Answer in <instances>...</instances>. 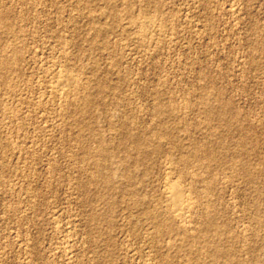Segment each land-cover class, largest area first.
<instances>
[{
  "label": "rangeland",
  "instance_id": "obj_1",
  "mask_svg": "<svg viewBox=\"0 0 264 264\" xmlns=\"http://www.w3.org/2000/svg\"><path fill=\"white\" fill-rule=\"evenodd\" d=\"M105 2L0 0V13L6 12V22L24 41L12 79L20 91L9 94L0 83V264H261L264 0H112V8L120 9L122 16L118 22L102 14ZM126 3L135 15L141 14L142 5V13L161 10L163 25L156 30L160 36L154 32L144 40L136 35ZM93 26H103L105 32L94 33ZM59 33L68 40L67 53ZM6 42L0 27V53H5ZM54 62L74 65L79 78L87 80V93L71 96L80 103L88 94L93 101L88 111L77 105L65 109L46 93ZM39 92L42 99L36 96ZM38 98L46 111L26 101L38 102ZM158 103L164 106L162 113L154 109ZM129 132L151 137L143 150L159 144L162 151L141 154L133 148ZM96 138L112 149L109 169L104 171L114 172L120 190H107L91 179V157L82 143L87 141L94 153ZM168 164L173 167L169 174L164 169ZM123 167H130V181L122 176ZM167 176L182 182L185 193L198 195L200 202L197 199L188 222L195 229L191 234H207H203L207 249L222 241L234 249L235 259L219 256L214 261L211 254L204 259L189 249L192 236L179 246L187 238L181 232L155 235L144 207L159 202L166 206ZM212 177L216 184L211 193L205 192ZM135 196L145 197L148 203H135ZM207 209L216 217L210 230ZM92 212L96 219L91 218Z\"/></svg>",
  "mask_w": 264,
  "mask_h": 264
},
{
  "label": "bare ground",
  "instance_id": "obj_2",
  "mask_svg": "<svg viewBox=\"0 0 264 264\" xmlns=\"http://www.w3.org/2000/svg\"><path fill=\"white\" fill-rule=\"evenodd\" d=\"M106 2V4H105V9L103 10V13L102 14H104V17L105 16H111L112 18H113V21L112 22H114V21H117L118 22V19H119V13L118 12H120L119 10H118V12H116L113 8H112V6L114 5V3L112 2V0H105ZM129 1V0H128ZM143 1V0H142ZM117 2V1H116ZM118 2H119V0H118ZM131 2V1H130ZM78 4V3H77ZM131 4V3H130ZM116 6L117 5H119V4H115ZM132 5V4H131ZM122 7V6H121ZM141 7V6H140ZM142 7H143V5H142ZM141 7V8H142ZM103 8V7H102ZM115 8V7H114ZM141 8H138L139 10V12L141 13V14H139V15H135L134 13H133V11L131 10V8L129 7V4L128 3H126V6H125V12L127 13V15H128V17H129V20L131 21V22H133L134 24H136V29H137V31L135 30V34L137 35V34H139V36L140 37H142L141 39H143L144 38V40H145V38H149L150 36H152V34L154 33V32H156V30H159V27L161 26L162 27V23H163V21H162V19H163V16H161L160 14V12H161V10L159 11V9H157V11L156 12H154L155 14H153V12H152V14L153 15H151V14H147V13H145V12H141L140 11V9ZM146 8V7H145ZM156 8V7H155ZM79 10V9H78ZM81 10V9H80ZM102 10V9H101ZM144 10V9H143ZM148 11V10H147ZM79 12V11H78ZM81 12V11H80ZM79 12V13H80ZM59 13V12H58ZM82 13V12H81ZM80 13V14H81ZM94 13V12H93ZM126 13L125 14H123V16L124 15H126ZM136 13V12H135ZM150 13V12H149ZM101 14V15H102ZM121 14V13H120ZM87 15V14H86ZM85 15V16H86ZM90 15H91V11H90ZM122 15V14H121ZM162 17V19L160 18V16ZM165 15V14H164ZM5 16H6V12H4V13H0V27H2L3 29H4V34H5V38L7 39V42H6V44L4 45V52L5 53H0V83H4V86H3V91H7V93H9V92H12V93H14V94H16V93H18L19 91H20V89L21 88H19V86L15 83V82H12V79L14 78V73L15 72H17V70H18V66L20 65L19 64V62L21 61V58H22V54H21V44H22V42H24V41H22V38H21V34H19L18 32H16L15 30H13L12 29V27H11V25H9L7 22H6V20H5ZM97 16V15H96ZM159 16V17H158ZM90 17H92V16H90ZM120 17H122V16H120ZM167 18H168V16H167ZM73 19V18H72ZM72 19H71V21H72ZM97 19H98V17H97ZM101 19V18H100ZM121 19V18H120ZM123 19V18H122ZM128 19V18H127ZM9 20V19H8ZM167 20H169V18L167 19ZM162 21V22H161ZM95 22V21H94ZM122 23V22H121ZM120 24V23H119ZM165 24H167V23H165ZM3 25V26H2ZM110 25H111V23H110ZM115 25H116V23H115ZM121 25V24H120ZM122 25H123V23H122ZM169 25H170V23H169ZM60 26V25H59ZM63 26H65V24L63 25ZM104 26V25H103ZM103 26H93V30H94V33H97V34H100V33H102L103 31L105 32V30H104V28H103ZM112 26V25H111ZM126 27V26H125ZM135 27V26H134ZM167 27H169V26H167ZM65 28V27H64ZM69 28V27H68ZM127 28V27H126ZM125 28V29H126ZM166 28V27H165ZM114 29V28H113ZM211 29V28H210ZM49 30V29H48ZM62 30V29H61ZM118 30V29H117ZM127 30V29H126ZM163 30V29H162ZM120 31V30H119ZM55 32V31H54ZM138 32V33H137ZM61 33V32H60ZM60 33H59V38L61 39V42H62V44H63V52L64 53H67L66 52V50H67V47L68 46H66L67 45V43H68V40L67 39H65L64 37H63V34L62 35H60ZM122 34L121 35H126L125 33H123V32H121ZM129 33V32H128ZM162 33V32H161ZM130 34V33H129ZM156 34H158V36H160V34H159V32H156ZM103 35V34H102ZM154 35V34H153ZM162 35V34H161ZM23 37V36H22ZM136 37V36H135ZM154 37V36H153ZM152 37V38H153ZM139 37H137V39H138ZM151 38V37H150ZM148 40V39H147ZM141 41V40H140ZM158 42H159V40H157ZM161 41V40H160ZM160 43V42H159ZM1 44V43H0ZM23 45V44H22ZM136 47V46H135ZM62 48V47H61ZM60 50V49H59ZM116 50V49H115ZM62 52V53H63ZM69 52V51H68ZM70 53V52H69ZM59 55H60V53H59ZM65 55V54H64ZM73 55V54H72ZM61 56V55H60ZM70 56V55H69ZM36 57V56H35ZM65 57V56H64ZM67 58H69V57H67ZM71 58V57H70ZM110 59V58H109ZM114 58H112V60H113ZM67 61H69L68 59H67ZM97 61V60H96ZM70 62V61H69ZM95 62V61H94ZM72 63V62H71ZM78 63V62H77ZM65 64V63H64ZM56 64L55 62H54V65L49 69V72H50V74H51V77H52V79H51V77H50V83H49V89L47 88V87H45V88H47L48 89V91L46 92L45 90H43V91H45L46 93H48V94H50L51 96H54L55 97V99H58V102H61V105L63 106L64 105V107H65V109H66V107H70V106H78L80 109H82V110H86V111H88L89 109H90V107L92 106V104H93V101H92V99H91V97L87 94H85L84 95V99H83V101L82 102H80V103H78V102H75V100L72 98V96H71V93H74V92H79V91H81V92H83V93H87V90H89V89H87L88 88V83L84 80H82V79H80L79 78V73H77L78 71H77V69L74 67V65H72V64ZM81 64V63H80ZM97 65V64H96ZM47 66V65H46ZM77 66V65H76ZM80 66V65H79ZM250 66V65H249ZM45 67V66H44ZM50 67V66H49ZM48 67V68H49ZM43 68V67H42ZM76 70H75V69ZM79 68H81V67H79ZM47 68H45V70H46ZM45 70H43V71H45ZM74 70L75 71H77V72H74ZM79 70V69H78ZM82 70H83V67H82ZM46 71H48V69L46 70ZM45 71V72H46ZM80 71V70H79ZM41 72V71H40ZM103 72V71H102ZM43 73V72H42ZM81 73V72H80ZM44 74V73H43ZM49 74V75H50ZM82 74V73H81ZM80 74V75H81ZM30 75V74H29ZM42 75V74H41ZM41 75H39L40 77H41ZM31 76V75H30ZM32 77V76H31ZM38 77V76H37ZM36 77V78H37ZM39 77V78H40ZM43 77H45V76H43ZM47 77V76H46ZM26 79H28V78H26ZM38 79V78H37ZM43 79V78H42ZM47 78H45V80H46ZM86 79V78H85ZM36 80V79H35ZM49 80V79H48ZM26 81V80H25ZM42 81V80H41ZM37 82H40V80L39 81H37ZM89 82V81H88ZM24 83H26V82H24ZM43 83V82H42ZM23 84V83H22ZM46 84H48V82H46ZM31 85V84H30ZM103 85V84H102ZM48 86V85H47ZM101 86V85H100ZM21 87V86H20ZM102 89H103V87H101ZM24 90V89H23ZM30 91V90H29ZM24 92V91H23ZM6 93V92H5ZM82 93V94H83ZM89 94H90V92H88ZM10 94V93H9ZM30 94V93H29ZM38 94H41L40 92L39 93H37V95L36 96H39ZM45 93H43V95H44ZM48 94H47V96H48ZM21 95V94H20ZM25 95H27L26 93H25ZM49 95V96H50ZM75 95V94H74ZM80 95V94H79ZM16 96V95H15ZM18 96H19V94H18ZM18 96H16V98L18 97ZM41 96V95H40ZM39 96V97H40ZM46 96V95H45ZM44 96V97H45ZM47 96L45 97V100L47 99ZM81 96V95H80ZM79 96V97H80ZM83 96V95H82ZM112 96V95H111ZM20 97L21 96H19V99H18V101L19 100H21L22 101V99H20ZM22 97H24V96H22ZM31 97H33V96H31ZM30 97V98H31ZM75 97H76V95H75ZM15 98V99H16ZM25 98H27L26 96H25ZM29 98V97H28ZM27 98V99H28ZM41 98V97H40ZM40 98H38V99H40ZM95 98V97H94ZM33 100H35L34 98H32ZM32 99H30V100H26L27 101V103H31L32 105H34V104H36L35 105V107H37V109L38 108H44V105L43 104H45V103H43V100H38V102L37 101H35V102H33L32 101ZM75 99H77V98H75ZM81 99V100H82ZM17 100V99H16ZM49 100V99H48ZM60 100V101H59ZM78 100V99H77ZM79 100H80V98H79ZM47 101V100H46ZM57 101V100H56ZM56 101H54V103L56 102ZM174 101V100H173ZM189 101V100H188ZM0 102H2V101H0ZM33 102V103H32ZM18 103H20V102H18ZM22 103V102H21ZM20 103V104H21ZM24 103L26 104V105H28L25 101H24ZM53 103V105L55 106V104ZM172 103V102H171ZM12 104V103H11ZM49 104H50V102H49ZM58 104V103H57ZM56 104V105H57ZM30 105V104H29ZM28 105V106H29ZM180 105V104H179ZM15 106H16V103H15ZM47 106V105H46ZM171 106V105H170ZM14 107V106H13ZM27 107V106H26ZM31 107V106H30ZM57 107V106H56ZM56 107H54V108H56ZM12 108V107H11ZM31 108H33V107H31ZM30 108V109H31ZM59 107H57V109H58ZM3 109H4V107H3ZM27 109H29L28 107H27ZM45 109V108H44ZM60 109V108H59ZM58 109V110H59ZM76 109H77V107H76ZM154 109H155V111L157 112V113H162V111L164 110V106H163V104H156L155 106H154ZM36 109H34L33 111H35ZM47 109H45V111H46ZM50 110V109H49ZM54 110V109H53ZM73 110V109H72ZM5 111V110H4ZM12 111H14L13 109H12ZM36 111H38V110H36ZM42 111H44V110H42ZM41 111V112H42ZM68 111V110H67ZM48 112V111H47ZM59 112H61V111H59ZM13 112H11V114H12ZM34 113V112H33ZM55 113H57L56 111H55ZM64 113V112H63ZM8 114V113H7ZM14 115H15V111H14V113H13ZM62 114V113H61ZM4 115V114H3ZM22 115V114H21ZM16 116V115H15ZM29 116V115H28ZM60 116V115H59ZM31 117H32V115H31ZM61 117V116H60ZM62 117H63V114H62ZM10 119V118H9ZM37 119V118H36ZM45 120V119H44ZM58 120V119H57ZM65 120V119H64ZM22 121V120H21ZM36 121V120H35ZM49 121V120H48ZM60 121H61V119H60ZM62 121H63V118H62ZM69 121V120H68ZM67 121V122H68ZM46 122V121H45ZM53 123L54 122H56V121H52ZM47 123V122H46ZM57 123V122H56ZM70 123V122H69ZM51 124V123H50ZM59 124H62V123H59ZM68 124V123H67ZM127 124V123H126ZM48 125V124H47ZM87 125V124H86ZM46 126V125H45ZM51 126V125H50ZM62 126V125H61ZM15 127V126H14ZM49 127V126H48ZM57 127H58V124H57ZM60 127V126H59ZM87 127H88V125H87ZM90 127V126H89ZM41 128H43V127H41ZM62 128V127H61ZM54 129V128H53ZM56 129H58V128H56ZM88 129V128H87ZM64 130H66V129H64ZM91 131V130H90ZM145 131V130H144ZM158 131H160V130H158ZM157 131V133H159V134H165L163 131H160V132H158ZM14 132V131H13ZM188 132V131H187ZM63 133H64V131H63ZM60 134V133H59ZM75 134V133H74ZM155 135H156V133H154ZM120 135V134H119ZM118 135V136H119ZM97 136V135H96ZM127 136L131 139V141L133 142V148L134 149H136L137 151H139L141 154H145V153H148V152H161L162 151V146L161 145H159V144H157V145H155L154 144V146H153V148L151 149V150H147V151H145V150H143V147H145L146 148V146L149 144V143H151V137L150 138H148V137H146V136H143V135H141L140 133H138V132H129L128 134H127ZM157 136H159L158 134H157ZM156 136V137H157ZM162 136V135H161ZM99 137V136H98ZM117 137V136H116ZM92 138V137H91ZM76 139H78V138H76ZM81 138L79 137V139L78 140H80ZM87 139V138H86ZM97 139V141H98V146H97V149H96V151L93 153L92 152V150L88 147V145H87V141H83V146L86 148V153H87V155L89 156V157H91V165L93 166V169L91 170V179L93 180V181H96V182H102L103 184H104V187L107 189V190H111V189H114V188H118L119 190H120V187H119V185H115V183H114V181H113V177H114V172L113 171H111V169L110 170H107L106 172L104 171L105 169H109L108 167V159L111 157V151L110 150H112V149H110L109 148V146L106 144V142L102 139V138H96ZM207 139V138H206ZM63 141V140H62ZM92 141V140H91ZM119 141V140H118ZM155 141V140H154ZM75 142V141H74ZM79 142V141H78ZM2 143V142H1ZM77 144V143H76ZM80 144V143H79ZM82 144H81V146H82ZM69 145V144H68ZM67 145V146H68ZM210 148V147H209ZM237 152V151H236ZM204 153V152H203ZM140 154V155H141ZM139 155V157H141ZM180 156V155H179ZM202 156V155H201ZM53 157V156H52ZM70 157V156H69ZM197 158H199V157H197ZM201 158V157H200ZM210 159L212 158V156H210L209 157ZM202 159V158H201ZM205 159V158H204ZM207 159V158H206ZM209 159V160H210ZM170 160V159H169ZM7 162V161H6ZM53 162V161H52ZM169 162V161H168ZM125 162L123 161L122 162V164H124ZM175 163V162H174ZM51 164V163H50ZM165 164H167V163H165ZM192 164V163H191ZM52 165V164H51ZM185 165V164H184ZM53 167V166H52ZM55 168V167H54ZM59 168V167H58ZM172 165L171 164H168V165H166L165 167H164V169H165V171H166V173L167 174H169V173H172L171 171H173L172 170ZM90 170V169H89ZM211 170V169H210ZM50 171V170H49ZM164 171V172H165ZM202 171V170H201ZM4 172V171H3ZM76 172V171H75ZM73 173V172H72ZM185 173V172H184ZM80 174V173H79ZM181 174V173H180ZM190 174V173H189ZM199 175H201L200 173H198ZM31 175V174H30ZM37 175V174H36ZM83 175V174H82ZM122 176L127 180V181H130L131 180V178H133V173H132V171H131V169H130V167H123V170H122ZM181 176V175H180ZM196 176V175H195ZM170 176H167L166 177V181H165V183H164V190H163V195H164V198H165V201H163V202H166L167 204H166V206H164L163 204H161L160 202H159V204H157V205H155L154 207L152 206L151 208H150V206H147L148 204V201H147V203H146V201H145V197H141V196H135L134 198H135V203L137 202L138 204L139 203H141L142 205H146V207H144V211H146V215H147V217L148 218H151L152 219V221H150L152 224H151V229H152V231L155 233V235L156 236H163V235H165V234H169V235H171L172 236V234H174V233H176V232H181L182 234H184V236H186L187 238H183V241H182V245H179V246H184V245H186V240H189L188 238H190V236H192L193 237V239H194V241H193V243H190V244H188L187 243V245H189L190 246V250H191V252L192 251H194L195 253H198L199 254V256L200 257H203L204 258V256L205 255H207V254H211L212 255V258L211 259H213L214 261L217 259V257H219V256H227V257H233L232 255L234 254L233 253V251L232 250H234V249H232V248H230L229 246L228 247H226L227 245L225 244V243H223L222 241H221V243H223V244H225V245H223V244H221L220 243V241H216L218 244H215L216 242H215V238H212L213 240L212 241H214L215 243V245L213 246V248L211 249L210 247V249H207L206 247H205V245H203V243L206 241L205 239L207 238H205V239H203L204 237H203V234L201 235V234H199V235H192L191 233H193L192 231L193 230H195L194 229V226H190V224H188V222L190 223V216H191V212H193L192 210H194V208H195V206L200 202V200L197 198L198 197V195L196 196H193L192 195V193H191V195L190 194H188V191L185 193V191H184V188H186L185 186H184V184H182V182H180V181H175V180H172V179H170L169 178ZM191 177V176H190ZM194 177V176H193ZM199 177V176H198ZM215 177V176H214ZM197 178V177H196ZM195 178V179H196ZM216 178V177H215ZM215 178H211L210 180H208L207 182H206V186H205V192H210L212 189H211V187L213 186V185H215L216 184V180H215ZM181 179H182V176H181ZM194 179V178H193ZM199 179H201V178H199ZM207 179V178H206ZM89 180H90V178H89ZM187 180V179H186ZM192 180V179H191ZM197 180V179H196ZM195 180V181H196ZM185 181V180H184ZM194 181V180H193ZM194 181V182H195ZM203 181V180H202ZM204 181H206V180H204ZM188 182V181H187ZM191 184H192V182H190ZM87 184H88V182H87ZM198 184V183H197ZM84 185V184H83ZM90 184H88V186H89ZM30 186V185H29ZM184 186V187H183ZM189 187H190V185H188ZM188 186H187V188H188ZM37 187V186H36ZM146 187V186H145ZM192 187H195L194 186V184L192 185ZM191 187V188H192ZM53 188V187H52ZM197 189H199V188H197ZM211 189V190H210ZM230 189V188H229ZM188 190H189V188H188ZM200 190V189H199ZM202 190V189H201ZM200 190V191H201ZM31 191H32V189H31ZM192 191V189L190 190V192ZM34 192V191H33ZM189 192V193H190ZM195 192V191H194ZM204 192V193H205ZM32 193V192H31ZM134 193V192H133ZM151 193V192H150ZM211 193V192H210ZM209 193V194H210ZM104 194V193H103ZM130 194H132V193H130ZM207 196H208V194H207ZM150 197V196H149ZM200 197V196H199ZM205 198V197H204ZM33 199V198H32ZM35 199V198H34ZM197 199H198V203H197ZM206 201V200H205ZM126 203V202H125ZM134 203V204H135ZM154 203V202H153ZM158 203V202H157ZM131 204V203H130ZM33 205V204H32ZM141 205V206H142ZM200 205V204H199ZM34 206V205H33ZM126 206V205H125ZM198 207V206H197ZM201 207V206H200ZM205 207V206H204ZM143 208V207H142ZM210 208V207H209ZM109 209V208H108ZM197 209V208H196ZM17 210V209H16ZM198 210V209H197ZM196 210V211H197ZM212 210V209H211ZM211 210H209V209H207L205 212H207V216H208V220H206V221H208L209 222V226H208V228H209V230L211 229L210 227L212 226V225H215V223H216V217H215V213L214 212H212ZM53 211V210H52ZM195 211V212H196ZM203 211H204V209H203ZM140 212V211H139ZM203 213V212H202ZM65 214H66V212H65ZM193 214V213H192ZM145 215V214H144ZM145 215V216H146ZM205 215V214H204ZM56 216V215H55ZM59 216V215H58ZM92 217V219H96L97 218V214H95V212L93 213L92 212V215H91ZM128 216V215H127ZM129 216H131V215H129ZM144 216V217H145ZM198 216H200L199 214H198ZM206 216V215H205ZM60 217V216H59ZM136 217V216H135ZM147 217H145V219L147 218ZM192 217V216H191ZM194 217V216H193ZM196 217V216H195ZM201 217V216H200ZM55 218H57V217H55ZM71 219V218H70ZM69 219V220H70ZM150 219V220H151ZM202 219V218H201ZM75 220V219H74ZM148 220V219H147ZM196 220H197V218H196ZM87 221V220H86ZM69 222V221H68ZM77 222V221H76ZM126 222V221H125ZM124 222V223H125ZM135 222V221H134ZM148 222V221H147ZM207 222V223H208ZM191 223H193V222H191ZM194 223H195V221H194ZM201 224V223H200ZM72 225V224H71ZM130 225V224H129ZM135 225V224H134ZM148 225V224H147ZM194 225V224H193ZM198 225V224H197ZM128 226V225H127ZM142 226V225H141ZM149 226V225H148ZM58 227V226H57ZM67 227V226H66ZM123 227V226H122ZM136 227V226H135ZM134 227V228H135ZM58 228H60V227H58ZM65 228V227H64ZM64 228H63V230H64ZM145 228V227H144ZM212 228H213V226H212ZM70 229V228H69ZM150 229V228H149ZM60 230H61V228H60ZM126 230V229H125ZM133 230V229H132ZM197 230V229H196ZM67 231V230H66ZM88 231V230H87ZM59 232V231H58ZM65 232V231H64ZM174 232V233H173ZM66 233V232H65ZM135 233V232H134ZM152 233V232H151ZM68 234V233H67ZM87 234V233H86ZM141 234H142V232H141ZM149 234V233H148ZM177 234V233H176ZM180 234V233H179ZM219 234V233H218ZM129 235V234H128ZM154 235V236H155ZM169 235H168V238H169ZM207 234H204V236H206ZM210 235V234H209ZM216 235V234H215ZM70 236V235H69ZM74 236V235H73ZM87 236V235H86ZM151 236V235H150ZM153 236V235H152ZM155 236V237H156ZM183 236V237H184ZM82 237V236H81ZM175 237V236H174ZM178 237V236H177ZM218 237H221L220 235L218 236ZM217 237V238H218ZM69 238V237H68ZM152 238V237H151ZM181 238V237H180ZM209 238H211V237H209ZM222 238V237H221ZM221 238H219V239H221ZM74 239V238H73ZM78 239V238H77ZM83 239V238H82ZM93 239V238H92ZM150 239V238H149ZM153 239H154V237H153ZM158 239V238H157ZM174 239V238H173ZM172 239V240H173ZM192 239V238H191ZM192 239V240H193ZM215 239V240H214ZM67 240V239H66ZM152 240V239H151ZM166 240H167V238H166ZM222 240V239H221ZM156 241V240H155ZM165 241V240H164ZM167 241H169V240H167ZM171 241V240H170ZM177 241V240H176ZM224 241V240H223ZM149 242V241H148ZM160 242V241H159ZM175 242V241H174ZM173 242V243H174ZM149 244V243H148ZM165 244V243H164ZM177 244V243H176ZM211 244V243H210ZM166 245H169V244H166ZM172 245V244H171ZM206 245H208V243L206 244ZM244 245V244H243ZM153 246V245H152ZM155 246V245H154ZM160 246H161V244H160ZM169 247H172V246H169ZM186 247V246H185ZM67 248V247H66ZM157 248V247H156ZM155 247H154V249H156ZM72 249V248H71ZM129 249V248H128ZM153 249V250H154ZM232 249V250H231ZM137 250V249H136ZM160 250V249H159ZM65 251H66V249H65ZM149 251V250H148ZM158 251V250H157ZM168 251V250H167ZM61 252V251H60ZM69 252V249H68V251H67V253ZM70 252L72 253V251L70 250ZM126 252V251H125ZM131 252V251H130ZM132 252H134V251H132ZM165 252V251H164ZM188 252H190V251H188ZM187 252V253H188ZM128 253V252H127ZM153 253V252H152ZM163 253V252H162ZM162 253H159V255L161 254L162 255ZM62 254V253H61ZM73 254V253H72ZM115 254V253H114ZM165 254H168V253H165ZM164 254V255H165ZM170 254V253H169ZM148 255V254H147ZM160 255V256H161ZM164 255H162V256H164ZM189 255V254H188ZM70 256V255H69ZM78 256V255H77ZM81 256V255H80ZM161 256V257H162ZM191 256H193L192 254H191ZM68 257V256H67ZM82 257V256H81ZM96 257V256H95ZM98 257V256H97ZM170 257V256H169ZM169 257L167 256V257H165L166 258V260H168L169 261ZM181 257V256H180ZM186 257H187V255H186ZM194 257V256H193ZM196 257V256H195ZM226 257V258H227ZM71 258V257H70ZM80 258V257H79ZM164 258V257H163ZM198 258V257H197ZM230 258V259H231ZM234 259H235V257H233ZM100 259V258H99ZM180 259V258H179ZM205 259V258H204ZM69 260V259H68ZM71 260V259H70ZM78 260V259H77ZM171 260V259H170ZM185 260V259H184ZM187 260V259H186ZM201 260H202V258H201ZM263 260V259H262ZM32 261V260H31ZM165 261V260H164ZM167 261V262H168ZM190 261V260H189ZM198 261V260H197ZM213 261V262H214ZM74 262V261H73ZM77 262V261H76ZM75 262V263H76ZM93 262H94V260H93ZM99 262H100V260H99ZM149 262V261H148ZM154 262V261H153ZM171 262V261H170ZM81 263V262H80ZM96 263V262H95ZM146 263V262H145ZM163 263V262H162ZM197 263V262H196ZM215 263V262H214ZM72 264V263H71ZM91 264V263H90ZM97 264V263H96ZM102 264V263H101ZM149 264V263H148ZM151 264V263H150ZM154 264V263H153ZM156 264V263H155ZM257 264H259V262H257ZM261 264H264V262H262Z\"/></svg>",
  "mask_w": 264,
  "mask_h": 264
}]
</instances>
